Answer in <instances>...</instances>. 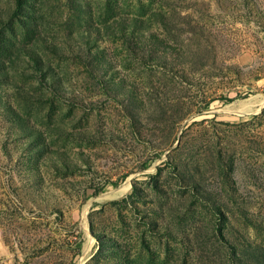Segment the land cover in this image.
<instances>
[{
  "label": "rangeland",
  "instance_id": "1",
  "mask_svg": "<svg viewBox=\"0 0 264 264\" xmlns=\"http://www.w3.org/2000/svg\"><path fill=\"white\" fill-rule=\"evenodd\" d=\"M0 264H264V0H0Z\"/></svg>",
  "mask_w": 264,
  "mask_h": 264
},
{
  "label": "trees",
  "instance_id": "2",
  "mask_svg": "<svg viewBox=\"0 0 264 264\" xmlns=\"http://www.w3.org/2000/svg\"><path fill=\"white\" fill-rule=\"evenodd\" d=\"M230 100H232V99H230Z\"/></svg>",
  "mask_w": 264,
  "mask_h": 264
}]
</instances>
